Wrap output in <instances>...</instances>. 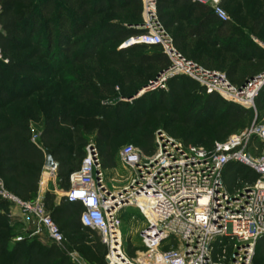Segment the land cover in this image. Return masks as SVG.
<instances>
[{"label": "rangeland", "instance_id": "rangeland-1", "mask_svg": "<svg viewBox=\"0 0 264 264\" xmlns=\"http://www.w3.org/2000/svg\"><path fill=\"white\" fill-rule=\"evenodd\" d=\"M57 1L58 6H62V2ZM222 5L228 16V23L226 32L219 36L215 35V24H211L203 31L205 37H188L186 31L190 21L175 20L178 14L181 17L184 15L175 10H167V22L171 27L163 29L173 43L174 38H178L183 50L189 55H195L193 60L197 65L209 68L203 63L210 62L220 68L219 72L223 74L225 73L221 67L246 66L247 56L250 54L264 61V0H222ZM155 11L157 19L160 20L157 1ZM141 17L143 20V14ZM117 18V13L110 11L103 14L101 22H117ZM86 35L79 34L70 39L75 43L72 52L80 59L73 62L68 53L63 51V46L55 43L47 45L44 34L40 33L38 37L35 34L31 37H21L19 46L10 53L15 60L28 65L30 69L20 73L18 78L6 75L4 85L10 99L5 102L0 100V127L9 122L11 117L20 115L26 118L32 134H37L48 114L56 111L66 112L74 106L73 113L78 116L71 119L70 125L62 126L63 134L67 135L72 144L79 131L85 137V146L93 144L96 147L100 168L105 171L103 174H106L105 183L111 190L119 189L134 176L133 170L122 165L118 155L127 144L142 151V148L147 146L142 142L143 136L153 137L150 152L142 151L148 155L155 150L156 136L160 132L187 144L211 148L214 140L226 138L238 131L227 127V131L220 135L225 124L221 119L223 107L206 109L202 112L203 118L195 125L184 123L182 113L192 105L191 94L199 90V82L181 94L173 90L172 101L165 99L172 90L171 82H184L186 78L183 76L168 78L154 89L139 85L136 81L139 75L151 78L153 74L149 73V66L132 63L130 58L153 49L123 52L121 44L124 41L121 43L113 40L109 34L98 37L96 41L88 40ZM27 82H32L38 90L26 94L31 86ZM141 88L144 91L133 98L121 96V93ZM83 90L86 95L91 96L79 93ZM221 99L223 102L229 101L222 97ZM246 108H251L253 118L256 112L258 119L264 120V98H261L259 107L253 100V107ZM197 110L198 107L195 108V111ZM250 122L251 120L246 125ZM50 180L53 182L49 181L48 189L41 186L40 193L53 192L55 201H58L63 198L65 190L56 178L51 177ZM130 208L125 207L122 213H117L120 245L119 252L115 255L121 261H124V256L130 263L138 264L139 257L145 252L138 235L143 219L135 208H132V211ZM11 212V217L6 221L10 242L34 238L42 243L44 237L40 234L37 222L31 216L22 215L17 209H12ZM0 235L6 233L0 232ZM84 237L80 234V238ZM104 248L101 253L96 247L91 255L84 247L81 248L83 253L86 252L81 254L82 264H93V261L95 264H110L111 248L106 245ZM257 254L256 249L254 264H258ZM9 259L8 254L0 257V264H11Z\"/></svg>", "mask_w": 264, "mask_h": 264}, {"label": "built area", "instance_id": "built-area-1", "mask_svg": "<svg viewBox=\"0 0 264 264\" xmlns=\"http://www.w3.org/2000/svg\"><path fill=\"white\" fill-rule=\"evenodd\" d=\"M194 1L211 5L219 21L228 20L219 0ZM155 4L156 0H142L140 27L144 32L121 44V48L159 45L169 57L170 65L146 89H154L168 78L186 76L204 86L207 94L216 93L239 105L253 107L254 98L264 86V71L244 85L234 86L222 72L187 60L165 33ZM0 61L8 62L1 47ZM254 138L262 143V148L251 154V147L258 150L252 144ZM118 157L123 166L133 170L134 176L119 189L111 190L103 184L101 170L95 173L96 167L100 169L96 147L87 145L79 168L69 175L70 187L63 194L66 201L80 203L81 224L99 233L102 243L111 248V257L119 252L120 245L117 213L133 206L146 222L139 233L145 252L138 264H253L256 242L264 236V122L254 121L224 142H215L212 150L184 145L160 132L153 153L146 155L126 145ZM230 162L248 166L258 178L251 185L228 191L222 171ZM48 172L55 178L56 168ZM0 197L12 209L31 216L54 243L63 242L64 236L46 212L41 194L33 201H24L0 182ZM110 264L118 263L111 259Z\"/></svg>", "mask_w": 264, "mask_h": 264}, {"label": "trees", "instance_id": "trees-1", "mask_svg": "<svg viewBox=\"0 0 264 264\" xmlns=\"http://www.w3.org/2000/svg\"><path fill=\"white\" fill-rule=\"evenodd\" d=\"M60 1L62 2V6L59 7L57 0H0V47L4 56L8 59L7 63L0 61L1 101L5 102L10 99L4 85L7 76L18 78L20 73L29 71L30 69L28 65L15 60L10 53L12 49L19 46L21 37H31L34 34L38 37V34H44V40L47 45L55 43L56 45L63 46V51L68 53L69 59L73 62L80 59L77 58L76 54H73L72 46L75 43L70 39L79 34L86 33V36L89 37L88 40L92 41H96L98 37H102L104 34H109L110 38L122 43L129 37L144 32L140 27L142 24L141 0ZM156 1L160 18L159 22L163 28L166 27V30L171 27L170 23L167 22L169 14L166 12L167 10H175L178 13L184 14L183 17L178 14L175 20L183 19L186 22L190 21V26L186 31V35L190 38L205 37L203 31L211 24H215V35L219 36L226 32L228 20L225 22L219 21L213 13L212 6L209 4L194 0ZM219 4L223 7L222 0H219ZM110 11L117 13L119 21L102 23L101 18L103 14ZM173 45L184 58L197 64L193 60L195 55H189L183 50L178 38H174ZM147 48L153 50L130 58L132 63L149 66L148 71L153 74L151 78L139 75L136 80L139 85H145L154 79L158 72L165 70L171 63L169 57L160 49L159 45L136 44L122 48V51ZM203 64L209 67L206 69L221 71L219 70L220 68H217L210 62ZM246 66H257V68L261 66L263 68L260 72L264 71V61L255 57L254 61L248 60ZM183 77L186 78L184 82H171L172 90L166 96V100L172 101L174 99L173 90L181 94L186 89L198 84L186 76ZM27 83L31 86L26 94H30L33 90H38L37 86L32 85V82ZM138 90L121 93V96L129 98L130 96H134ZM79 93L83 95L85 92L83 90ZM84 95L91 96L90 94L86 95V93ZM191 95H193L190 102L192 105L182 113V119L186 125H195L199 119L203 118V111L214 107L216 109L223 107L224 109L221 119L224 120L225 124H223L220 135L227 131V127L237 129L238 131L235 133H239L248 128L254 121L257 123L264 122V120L258 119L256 112L253 118L251 108H246L230 101L223 102L221 96L216 93L207 94L201 85L199 86V90ZM261 98H264V87L254 98V103H256L257 107L260 106ZM196 107L199 110L195 111ZM73 109L74 106L70 107L66 112L56 111L48 114L44 118L42 127L37 134H32L26 118L20 115L11 117L9 122L1 125L0 137L3 138L0 139V180L8 192L24 201H33L35 199L45 164L46 150L52 152L53 160L56 163V179L61 182V188L63 190L69 188V175L79 168L85 156L86 147V140L81 132H77L76 139L72 144L67 135L63 134L62 126L70 125L71 119L78 116L76 113H73ZM250 120L251 122L246 125ZM228 137L214 140L211 148L203 147L207 150H212L215 142H224ZM152 141L153 137L151 135L143 136L142 142L147 146L143 147L142 151L150 152ZM178 141L184 145H189L182 140ZM252 144L258 150L255 152L251 147L249 153H259L262 143L254 138ZM258 176L254 170L240 162H230L222 171V180L228 191H233L244 185H251ZM43 203L46 212L51 216L64 237V233L79 232L85 236L84 238L91 237L94 240L93 247L83 245L77 248L80 255L83 253L81 249L83 247L89 255L94 254L96 247L103 253L105 245L101 242L100 235L97 234L96 230L84 227L79 220L81 206L78 201L68 202L64 197L55 201V194L53 192H46L43 196ZM11 210V204L0 197V232L6 233V235H0V257L8 254L11 264H76L70 260L64 250L56 243L43 245L34 238L10 242L6 221L11 217ZM256 249L258 250V264H264V236L260 237L256 242L253 264ZM93 262V264L96 263L95 261Z\"/></svg>", "mask_w": 264, "mask_h": 264}, {"label": "crops", "instance_id": "crops-1", "mask_svg": "<svg viewBox=\"0 0 264 264\" xmlns=\"http://www.w3.org/2000/svg\"><path fill=\"white\" fill-rule=\"evenodd\" d=\"M247 59L249 61H254V56L250 54V56H247ZM262 68L263 67H261V66H258V68H257V66H227V67H224V68L221 67L223 72L228 77L229 81L234 86H242V85H244L246 80H248L249 78H251V77L255 76L256 74H258L262 70ZM100 170H101V173H102V182H103V184L106 187H108L107 184L105 183V178H106L105 175L106 174L105 175L103 174V173H105V171H103L101 168H100ZM50 178H51V176L49 175L48 169L47 168H43V171H42L41 177H40L39 188H38L37 194H41L42 196H44L43 193H40L42 191L41 190V186H43L44 189H48V183H50L49 181L53 182V180H50ZM55 178H56V176H55ZM63 194H64V191H63ZM63 194H62V196H63ZM129 207H131L129 210H131L132 208H135L133 206H129ZM124 208L120 209L118 212L122 213ZM135 209L137 210V208H135ZM141 216H142V219H143V225L140 227L139 233L144 228V226L146 224L145 219H144L142 214H141ZM39 231L41 232L40 234H42L43 237H44L42 239V244L43 245H49L51 243H54L48 237V235H47V233L45 231L41 230L40 228H39ZM97 234L99 235L98 232H97ZM64 235H65V237H64L63 242L60 245H58V246L62 250H64V252L68 255V257L70 258V260L72 262H74L76 264H82L81 260H83V258L80 255V253H79L77 248L81 247L83 245H90L91 247H93L94 240H91L92 239L91 237H86V238H83V239L80 238V233L79 232L78 233L77 232L76 233L75 232H68V233H64Z\"/></svg>", "mask_w": 264, "mask_h": 264}, {"label": "water", "instance_id": "water-1", "mask_svg": "<svg viewBox=\"0 0 264 264\" xmlns=\"http://www.w3.org/2000/svg\"><path fill=\"white\" fill-rule=\"evenodd\" d=\"M161 72L162 71L158 72L157 75L154 77V79H152L148 83H146L144 85V87H147L148 85H152ZM141 90H142V88L139 91H137L134 96H137ZM134 96H130L129 98H133ZM44 168H47V169L56 168V163L53 160L52 152L50 150H46L45 151V164H44ZM99 171H100V169L98 167H96L95 168V173L98 174ZM96 178H98V177L96 176ZM122 259L125 260L127 264H129V261L124 256H122Z\"/></svg>", "mask_w": 264, "mask_h": 264}, {"label": "bare ground", "instance_id": "bare-ground-1", "mask_svg": "<svg viewBox=\"0 0 264 264\" xmlns=\"http://www.w3.org/2000/svg\"><path fill=\"white\" fill-rule=\"evenodd\" d=\"M142 92V91H141ZM112 262L113 263H118V264H126L125 262L121 261L120 259H118V257L116 255H114L112 258Z\"/></svg>", "mask_w": 264, "mask_h": 264}]
</instances>
